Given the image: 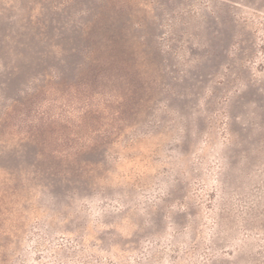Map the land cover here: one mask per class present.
<instances>
[{"label":"rangeland","instance_id":"1","mask_svg":"<svg viewBox=\"0 0 264 264\" xmlns=\"http://www.w3.org/2000/svg\"><path fill=\"white\" fill-rule=\"evenodd\" d=\"M0 264H264V0H0Z\"/></svg>","mask_w":264,"mask_h":264}]
</instances>
